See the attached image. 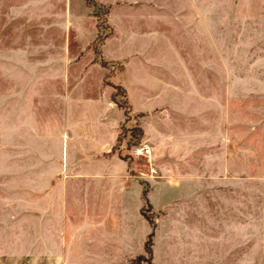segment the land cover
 <instances>
[{
    "label": "rangeland",
    "instance_id": "obj_1",
    "mask_svg": "<svg viewBox=\"0 0 264 264\" xmlns=\"http://www.w3.org/2000/svg\"><path fill=\"white\" fill-rule=\"evenodd\" d=\"M263 11L264 0H0V264L146 259L142 189L155 226L139 264H244L249 252L261 264ZM93 12L107 68L86 48ZM133 126L157 178L126 153ZM195 155L208 172L228 161L234 193L214 178L183 193L190 183L172 175Z\"/></svg>",
    "mask_w": 264,
    "mask_h": 264
},
{
    "label": "crops",
    "instance_id": "obj_2",
    "mask_svg": "<svg viewBox=\"0 0 264 264\" xmlns=\"http://www.w3.org/2000/svg\"><path fill=\"white\" fill-rule=\"evenodd\" d=\"M110 101H111V99H110ZM114 105H115V103H114ZM169 138H170L169 139L170 143H172L173 137L170 135ZM148 146H149V144H148ZM195 156L196 157L194 160H193V157L191 158L192 159L191 161H194L196 164L194 170L186 169L185 171H183V169L182 170L180 169L178 172L176 171V173H173V175H172L174 178H177V182L187 181L188 183H190L188 191H186V192L180 191V192L189 194L188 192H190L189 190H191V188L199 186L200 183L202 184L205 181V179L212 180L214 178V179H217L219 181L221 180V183L223 184L222 187H224L223 189L228 190V193L230 192V188H228V185L231 184L232 185L231 190L234 193L233 185H234V180L236 177H235L234 172L232 171L233 169L230 170V168H227V165L229 164L228 161L223 162V166H222V165H220L221 164L220 159L212 156L213 158H211V160L209 162H211L212 164H216V167L218 168V170L213 171V172H208V171H203L200 169H203L204 163L207 162L209 160V158H207L204 155H200L199 157H197V155H195ZM188 158L189 157L185 158V160L183 159V161L181 163H185V165H187ZM222 160L225 161V159H222ZM181 166H182V164H181ZM185 168H186V166H185ZM263 173H264V169H263ZM213 182H214V180H213ZM194 190L197 193L198 190L197 189H194ZM262 195L264 198V177H263ZM140 199L142 201L141 192H140ZM142 203H143V201H142ZM203 207H204V205H201V209ZM228 207L230 208V204H228ZM232 207L235 208V206H232ZM260 224H261V236H260L261 256H260V258H261V264H264V203H263V206L261 208ZM244 226H245V224H244ZM249 243H250V237L248 236V237L244 238V245L246 246V244H247V246L249 247ZM249 250H250V247H249ZM243 259H244V264H249L250 252H249V256H248V262L246 263V255L244 253H243Z\"/></svg>",
    "mask_w": 264,
    "mask_h": 264
},
{
    "label": "trees",
    "instance_id": "obj_3",
    "mask_svg": "<svg viewBox=\"0 0 264 264\" xmlns=\"http://www.w3.org/2000/svg\"><path fill=\"white\" fill-rule=\"evenodd\" d=\"M86 2L92 3V0H86ZM107 8H104V11L106 13ZM94 16H95V27H96V35L94 37V39L86 45L87 49H91L94 55L93 61H96V57L98 58V63L101 67L107 68L109 63L107 60L101 58L100 55V45L103 42L104 36H106V34H108V32H105L106 30V24L104 22H102V20L99 19L98 16H96L95 13L97 12H93ZM263 18H264V11H263ZM105 35H104V34ZM114 91L111 93L110 95V99L112 102L115 103V105L120 108L122 110V113L125 116V120H128V116H129V104L127 102L126 96H125V90L118 86V85H114ZM133 130L134 131H130V134L132 136V140H129L127 142V147L129 148L132 145H136L138 144V140L140 137V133L141 130L138 128V126H133ZM134 132V133H133ZM136 134V135H135ZM135 136V137H134ZM118 139V137H117ZM141 198L143 201V206L140 208V214L143 215V217L146 219L149 227H150V232L146 235L145 240L143 242L142 248L143 251L147 254V258L143 259L142 256H138L136 259H134V262L136 261V264H139V262L147 261L148 263H150V258H151V240H152V231L154 229V221L151 218V216H153V214H149L148 211H145V207L147 206V199H146V191L144 189H142L141 191Z\"/></svg>",
    "mask_w": 264,
    "mask_h": 264
},
{
    "label": "built area",
    "instance_id": "obj_4",
    "mask_svg": "<svg viewBox=\"0 0 264 264\" xmlns=\"http://www.w3.org/2000/svg\"><path fill=\"white\" fill-rule=\"evenodd\" d=\"M150 151L151 149L146 143L132 145L126 151L127 155L132 159L145 161V170L137 174L140 178L146 177L152 179L158 177L157 171L150 161Z\"/></svg>",
    "mask_w": 264,
    "mask_h": 264
}]
</instances>
